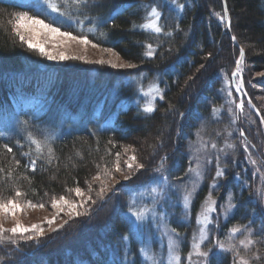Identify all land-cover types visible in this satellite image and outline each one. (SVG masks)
<instances>
[{
	"label": "trees",
	"instance_id": "trees-1",
	"mask_svg": "<svg viewBox=\"0 0 264 264\" xmlns=\"http://www.w3.org/2000/svg\"><path fill=\"white\" fill-rule=\"evenodd\" d=\"M225 1L231 35L245 53L242 68L247 96L262 118L250 75L264 71V0ZM152 7L161 12L159 24L164 31L160 34L139 27L149 19ZM37 12L45 23L86 36L91 44L112 49L122 62L136 67L121 70L74 60L46 65L14 31L18 14ZM61 12L65 15L47 9L43 0H0V198L45 206L53 197L71 194L68 189L84 190L90 184L94 189L98 184L94 177L104 176L105 169L111 174L117 153L120 156L127 148L136 151V164L144 168L136 167L96 215L87 217L92 225L69 237L72 246L54 250V245H47L45 252L28 257L2 245L0 264H64V259L67 264H120L124 246L127 257L139 264V231L127 220V201L131 192L162 177L156 174L161 168L166 185L160 196L163 208H158L169 212V225L179 237L191 240L198 211L211 195L216 211L210 214L209 240L234 244L242 256L250 258V264H264V242L245 250L239 244L248 235L243 230L229 239L231 228L248 225L251 238L264 241V199L260 197L264 141L262 123L245 99L244 110L238 120L235 117L237 97L230 77L239 51L226 35L221 0H85L70 2ZM149 43L156 50L153 57L144 55ZM247 43L260 51L250 53ZM150 85L164 99L156 95L147 105L141 92ZM149 106L155 111H145ZM180 128L185 148L187 137L199 129L207 148L203 183L186 212L180 203L170 201L177 195L171 189L181 185L190 167L184 148L169 155ZM29 134L42 143L41 153L36 152ZM242 141L247 142V151ZM5 145L12 148L11 153ZM249 156L257 161L255 165ZM31 159L37 161L35 171L26 167ZM217 166L224 170L223 177H216ZM16 190L24 195L16 198ZM229 199L235 207L225 212ZM85 224L78 228L85 230ZM35 245L20 241L17 247L31 251ZM186 254L182 251V258ZM253 254L262 259H254ZM232 258V252L213 249L212 264H232Z\"/></svg>",
	"mask_w": 264,
	"mask_h": 264
},
{
	"label": "rangeland",
	"instance_id": "rangeland-1",
	"mask_svg": "<svg viewBox=\"0 0 264 264\" xmlns=\"http://www.w3.org/2000/svg\"><path fill=\"white\" fill-rule=\"evenodd\" d=\"M15 21H16V18H15ZM20 31L24 33L26 36L33 38L34 41L43 43L47 51H52L54 53L64 52L68 56L86 57L85 60L75 59L74 60L75 62H81L86 65H103L109 68L121 69V70L126 68V67L125 68H120V67L114 68L108 63L100 64V63L95 62L99 60H104V61L112 60L114 63H117V64L125 63V62H122L113 51L106 52L105 49L103 48H98V47L93 48L92 44L85 46V45H80L76 43L75 41H69L66 44H60L59 42L62 38L59 36H57L55 39H52L51 37L45 35L43 32H40L39 35H35L31 31H26L24 28H21ZM231 43H232V40H231ZM24 45L27 48V50L31 51V53L38 55L46 65L49 64V65L59 66L69 61V60H59V59L49 60L46 56L41 55L38 50L29 49L26 43H24ZM54 45H59V46L54 47ZM246 47L250 53L255 54L260 51L259 48L254 47L250 43H247ZM241 68H242V65H241ZM243 73L244 71L242 68V72L239 75L243 81V87H244L245 93H247L245 89ZM232 76L233 75L231 74L230 87L232 88L234 95L237 97V101L235 105L236 107L235 117L238 120V116L241 110L237 107V104L240 102V100H239V97L237 96L236 91L234 90L235 86H233V82H235V85H236L237 81L241 79L239 78V76H235L234 81H232L231 79ZM250 76L252 78L251 80L254 81L253 90H254L255 100L257 101L261 110L264 112V71L257 72V73L252 72V75ZM141 95L143 96L145 103L147 105H150L154 97L157 95V91L154 86L150 85L141 92ZM248 106H251V105L248 104ZM60 112L63 115L65 114L62 109L60 110ZM180 129H178L179 131L178 134H176L174 139L172 140V148L169 150L167 149L168 151H170L169 155L176 153V150L178 152L179 149L184 148L185 151L187 150L186 152V156L188 157L187 160L191 162V164L189 165L192 168L198 169V171L200 172V175L198 176L196 172L187 171L185 175V180L181 182V185L177 186L176 189H173V188L171 189L172 192L174 190L175 192H177V195L175 196L177 199L171 198L170 201L174 200L176 204L180 203L183 212H186L188 210V206L190 204L193 194L195 193L197 189L200 188V186L203 183V182L201 183V181H202V177L204 173V164L206 163V159H207V156H206L207 148L205 144L202 143L203 140L201 139V137L203 136V133L201 129L197 130L196 132H193L191 138L187 137L188 140L186 141L187 145L185 148L183 144L185 141V138L182 136V129L181 130ZM261 133L263 137V128L261 130ZM44 134L45 136H47L48 131H45ZM263 141H264V138H263ZM251 147L254 150H256L253 146ZM135 153L136 151L132 150L131 148L125 149L119 156V167L121 170L116 171L114 168L113 172L110 175L102 176L101 180H98L97 182L98 184L95 185L94 189H92L91 192H89V186H88L86 189L84 188L83 190L84 192L83 197L76 196L74 192H71V194L65 197L66 199L70 201H75L79 205L82 200H86L87 197L90 195L92 199L88 200L87 203H85L83 207L77 208V211L81 213L86 212L87 213L86 215L69 216L67 206L63 205L62 207L64 208V210L59 213V216L55 219L53 224L49 225L48 223H46V220L52 219L54 216H56V213H57V209H54L51 206V202L45 205L43 208L41 207L33 208V207L28 206L27 203H22L20 201L19 203L21 204V210L17 211L14 216L13 215L5 216L4 214L0 213V227H2L3 229H11L16 225V222L19 221V223L25 228H30L33 224H37L40 227H42L44 230V234L42 236L37 235V233L34 231L26 232L22 234L16 233L15 235H13L10 231H5L3 233H0V237H2V239H0V250H4V248L1 247L2 245H4L6 248H7V245H9L13 247L12 249L13 251H16L28 257L30 256L33 257V255H36L34 254L35 252L39 251L38 254L45 252V249L43 248L47 245H54L55 248H51L54 250L57 248L66 249L67 247L72 246L69 243V237L70 236L75 237V236L80 235L83 232H86L89 225H92L93 223L92 221L88 222L89 218L87 219V217L90 216L91 218L92 216L96 215L97 211L100 209L102 204L106 203L108 196L114 195L115 191L118 188L117 185L123 184L125 183V181L129 180V179H125L124 177L128 176L129 174H132L134 172L133 170L136 169V161L132 162L129 160V157L132 155H135ZM166 157H168V154L167 156L163 157L162 160H165ZM127 163H132L133 167L129 169L127 167ZM157 167H159V164L156 165V168ZM162 172L163 171L161 168L159 169V172H156V174H161L163 177ZM159 176H157L155 179H151V182L147 188L145 186V187L138 188L134 190L133 192H131L129 200L127 201V205H128V210L126 212L127 220L132 228L139 231V234L137 237V241L139 242V247L137 250V253L140 257L139 264H169L170 254H169L168 243H169L170 237L176 240L178 243L179 247L177 251L181 258L180 264H188L187 256H188V253L192 251L193 235L195 234L198 239L199 229L204 226L202 223H198L197 221L203 219L202 213L204 212V209L207 207V202L201 205L198 211V218L196 219L197 227L192 229L191 240L190 241L186 239L183 240L184 237H179L176 231L175 232L172 231V228L169 225V212H167L165 209H162V211L159 210V208L162 207V201H161L160 196L163 193V187H165L166 185L165 178L160 177L159 179H157ZM103 185H106L107 187L101 198L97 196V193L100 191V188ZM153 189H155V191H153ZM164 196H167L166 192H164ZM185 197H188L187 203L185 201ZM208 197H207V201H208ZM211 200L213 201L212 198ZM93 201H95V203H93ZM170 204L171 202L168 204H165V206L167 208L171 207ZM146 209L149 211L146 212L145 218L142 221H137L135 216L132 215L133 212L144 211ZM210 214L211 212L208 213L209 218H210ZM65 221H67V223H65ZM84 223H86L84 225L86 226V228L85 230L82 231L78 227L83 225ZM208 225H207V228H208ZM26 237H32V239H26ZM13 239L16 241L15 243H11V240ZM20 241L22 242L25 241L26 243L35 242L36 245L34 249L31 251L29 250L22 251L20 248L17 247V244H19ZM182 247H186L187 249L184 250ZM127 248L128 247L124 246L122 256L118 259V262L120 264H133L135 262V259L127 257L128 256ZM202 250H203V245H202ZM182 251L187 252V254L183 258L181 255ZM5 253H8V252L5 251ZM197 259L198 257L194 255L193 260L195 261ZM114 261H117V259H114ZM63 263L67 264L66 259H64ZM173 264H175V262H173Z\"/></svg>",
	"mask_w": 264,
	"mask_h": 264
},
{
	"label": "snow or ice",
	"instance_id": "snow-or-ice-1",
	"mask_svg": "<svg viewBox=\"0 0 264 264\" xmlns=\"http://www.w3.org/2000/svg\"><path fill=\"white\" fill-rule=\"evenodd\" d=\"M75 3V4H81L84 3L85 0H43L44 5L47 7V9H50L52 12L58 13L59 15L63 16L65 15L64 12H61V7L69 4V3ZM173 3H175V0H173ZM178 8H183L184 5L182 4H177L176 5ZM225 15L221 17L222 20H225L227 18V8L224 9ZM40 16V12H37L35 15H28V13H20L17 15L16 17V21H15V27H14V31L15 33L19 36L20 40L23 43H26L29 49H35L38 50L39 53L43 56H46L49 60H75V59H79V60H85L86 57L84 56H68L66 55L64 52H58V53H54L52 51H47L44 47L43 43L34 41L33 38L26 36L24 33H22L20 31L21 28H24L26 31H31L33 32L35 35H39L40 32H43L45 35L51 37L52 39H55L57 36L61 37L62 39L60 40V44H66L69 41H75L76 43L80 44V45H89L91 44V41L88 40V38L86 36H78V35H73L71 32L68 31H61L59 27H54L52 23H45V21L43 19L38 18ZM148 17L149 19L147 20L146 23L139 25V27H142L146 30H152L154 33L156 34H160L164 31L163 26L159 24V21L161 19V12L156 8V7H152L151 11L148 13ZM230 23V22H229ZM168 35H171V33H168ZM233 40L236 39V37L232 38ZM59 45H54V47H58ZM92 47L95 48L97 47L96 44H92ZM146 50L144 52V55L147 57H153L156 53L155 48H153L152 44H147L145 46ZM106 52H112V49H105ZM244 49L240 48V59H238L236 61V71H234L232 73V75L238 76L241 72H242V68L241 65L243 63V59H244ZM96 63H100V64H104V63H108L110 64L112 67L116 68V67H120V68H134L136 67V65L131 64V63H114L112 60L109 61H104V60H99V61H95ZM201 67H203V65H201ZM243 88V81L242 80H238L237 84H236V90L240 91ZM157 91V95L159 96V99L163 100L164 99V95L160 93L159 89L156 90ZM229 95H231V93H229ZM245 95H247V93H245ZM248 103L255 108L256 106L254 104H252L251 100L248 101ZM170 108L172 107L171 105L169 106ZM237 107L243 111L244 107H245V102L243 100H241L238 104ZM145 111L147 112H154L155 108L152 106H149L145 109ZM259 109H257V115H259ZM181 115H183V113H181ZM261 123H264V117L261 118ZM241 136L244 135L243 131H241L240 133ZM29 140L31 141V143L35 144L36 146V152L39 154L42 151V143L38 140H36L35 138H33L31 136V134H29ZM242 143L244 144L245 147V151L248 150V145L246 141H242ZM6 148V150L11 153L12 152V148L8 147L7 145L4 146ZM212 147H215V145H212ZM228 147H234L233 145H228ZM49 154H50V158H49V163H51V153H52V149L49 147L48 148ZM24 155H29V153H24ZM249 162L253 165H255L257 163L256 160H253L251 158V156L248 157ZM129 160L132 162L136 161V156L132 155L129 157ZM17 164H19V161L16 162ZM36 163L37 161L35 159H31L30 160V164L27 165L26 167H30L32 171L36 170ZM191 164V162H190ZM127 167L129 169H131L133 167L132 163H127ZM136 167L138 169H142L144 168V165L142 163H138L136 164ZM161 167H163V163L161 164ZM115 170L116 171H120V167H119V153H117V162H116V166H115ZM189 171L190 172H196V174L199 176L200 172L198 171V169L192 168L191 166L189 167ZM257 173H260V169L257 168L256 169ZM104 175L108 176L110 175V172L105 169L104 170ZM225 175L224 170L221 169L219 166H217L216 169V177H223ZM100 175L98 174L97 176L94 177V179L96 180H100ZM125 179H129L130 177L125 176ZM260 178L261 181L264 182V173L260 174ZM215 186V184H214ZM106 185H103L100 188V191L97 193L98 197L103 196L105 189H106ZM67 191L70 192H74L76 196L78 197H83L84 196V192L80 187H75L74 189H68ZM92 191L91 185H89V192ZM153 191H155V189H153ZM24 194L22 192H20L19 190L15 191V197L19 198L22 197ZM260 197L262 199H264V191L260 192ZM92 197L89 195L87 197L86 200H82L81 203L78 205L75 201H70L68 199H66L64 196H60L59 199H56L55 197L52 198L51 201V206L54 209H57V213L56 216H54L52 219H47L46 223H48L49 225L53 224V222L55 221V219L59 216V213L62 212L64 210V208L62 207L63 205H66L68 208V215H76V216H80V215H86L87 213H81L79 211H77L78 207H83L85 203H87L88 200H91ZM188 197H185V201L187 203ZM93 203H95V201H93ZM28 206L30 207H41L43 208L44 205L43 204H33L31 201L27 202ZM215 202L211 200V195H209L208 197V201H207V207L204 209V212L202 213L203 219L202 220H198V223H202L204 226L201 227L199 229V238L197 239V236L194 234L193 235V243H192V251L188 253L187 259H188V264H212V256H213V249H219L221 251L224 252H232L233 253V258H232V264H250V258H247L245 256H242L240 254V250L236 247V245L234 244H226L224 241H221L219 239H217L215 241V243L213 244L210 240H209V230L207 228V225L212 223V221L210 220L208 213L210 212H215V206H214ZM235 207V205H233L231 203V199H229V203H228V208L225 209V212H227L229 209ZM21 210V204L19 203V201L15 198H8V199H4V198H0V213L4 214L5 216L8 215H15L17 211ZM131 211V209H130ZM149 210H144V211H136L133 212L132 215L135 216L137 221H142L145 218L146 212ZM65 223H67V221H65ZM62 227V225H61ZM247 232L248 235L239 241V244L245 249L248 250L250 249L252 246H254L257 243H262L264 241H255L251 238L252 236V232L251 229L248 225H243V226H234L233 228H231L229 230L230 232V236L229 239H231L233 236H235L236 234L240 233L241 231ZM5 231H10L13 235H15L16 233H26V232H36L37 235L42 236L44 234V230L42 227H40L37 224H33L30 228H25L23 227L19 221L16 222V225L11 228V229H3L2 227H0V233H3ZM173 232H175V229H172ZM262 235H264V232L261 233ZM0 239H2V237H0ZM26 239H32V237H26ZM208 242V244L206 245L205 242ZM16 241L13 239L11 240V243H15ZM202 245H204V250H202ZM178 243L176 240L172 239L171 237L169 238V243H168V248H169V264H173V262H175V264H180V255L178 254ZM198 257L197 260H193V256ZM253 258L256 260L262 259L261 257L253 254Z\"/></svg>",
	"mask_w": 264,
	"mask_h": 264
},
{
	"label": "water",
	"instance_id": "water-1",
	"mask_svg": "<svg viewBox=\"0 0 264 264\" xmlns=\"http://www.w3.org/2000/svg\"><path fill=\"white\" fill-rule=\"evenodd\" d=\"M221 3H222V7H223V14L225 15V12H224V9L227 8V5H226V1L225 0H221ZM225 31H226V34L227 36L232 40V43L236 46V48L239 49V57L238 59H240V46L237 44V42L235 40H233L232 38V35H231V32H230V26H229V19H228V11H227V18L225 19ZM237 59V60H238ZM234 71H236V65H235V68H234ZM233 71V72H234ZM239 78L241 79L240 75H238ZM232 81H234V76H232ZM242 80V79H241ZM239 94H240V101H241V94L244 95L245 99L247 100V102L249 101L248 97L245 95V90H244V87L239 91ZM249 104V103H248ZM250 105V104H249ZM252 107V106H251ZM252 110L256 113L257 115V109L256 108H253L252 107ZM259 120L261 121V115H257ZM263 124V123H262ZM263 138H264V126H263Z\"/></svg>",
	"mask_w": 264,
	"mask_h": 264
}]
</instances>
